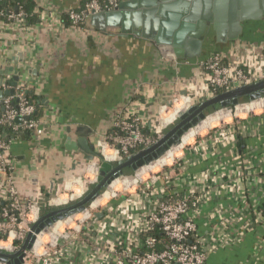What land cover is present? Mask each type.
I'll list each match as a JSON object with an SVG mask.
<instances>
[{
    "label": "built area",
    "instance_id": "obj_1",
    "mask_svg": "<svg viewBox=\"0 0 264 264\" xmlns=\"http://www.w3.org/2000/svg\"><path fill=\"white\" fill-rule=\"evenodd\" d=\"M11 1L0 0V5ZM124 1L91 0L68 11L70 26L86 29L93 16L113 12ZM7 19L26 24L22 11L11 13ZM257 50L244 51L247 55L244 63L234 61L231 54L212 55L201 64L200 81L178 83L154 116H142L135 110L118 114L110 134L96 143L103 160L88 167L83 177H70L63 189L53 190L49 195L21 194L15 181L13 141L0 135V252L11 255L22 250L42 216V209L63 208L83 199L99 183L103 162L117 164L152 147L183 114L217 93L264 80V47ZM2 87L12 89L4 81ZM31 87L30 81L20 80L15 94L0 100L1 127L18 133L15 119L22 117L29 118L23 121L25 130L43 133L35 118L36 106L27 97ZM240 111L248 117L239 118ZM227 117L238 119L237 124L230 127ZM247 127L252 129L251 136L264 138V96L214 112L162 157L133 175L113 180L84 212L58 220L37 234L32 247L23 251L22 264H210L212 255L237 246L253 224H264V200H256L255 195L252 206L242 202L243 208H235L239 216L218 220L216 213H211L214 223L208 230L210 233L202 232L200 223L209 202H220L221 197L231 193L232 200L240 204L244 186L251 189L256 183L264 186V151L232 157L240 170L235 169V163L234 168L221 163L199 173H186L197 165L192 153L205 161L225 147H238L239 135ZM209 143H213V148ZM99 214L103 216L97 217ZM240 223L244 225L238 227Z\"/></svg>",
    "mask_w": 264,
    "mask_h": 264
},
{
    "label": "crops",
    "instance_id": "obj_2",
    "mask_svg": "<svg viewBox=\"0 0 264 264\" xmlns=\"http://www.w3.org/2000/svg\"><path fill=\"white\" fill-rule=\"evenodd\" d=\"M89 1L36 0L35 13L39 22L35 25L0 19V90L9 91L7 87H1L3 81L6 86L12 85L15 74L8 69L21 72V81L32 83L35 116L43 129V133L37 135L34 131L25 130L23 122L15 123L19 136L12 137L11 152L16 166V186L23 196L49 195L54 180L58 183L53 190H61L70 177H83L87 168L99 161L86 162L79 153L69 152L65 146L68 138L73 141L86 138L96 148L97 141L110 134L118 114L135 110L142 116H154L158 108L169 100L178 83L200 81L203 74L201 64L212 55L231 54L234 61L244 63L247 61L244 51L264 47L261 7H246V19L239 23L241 31L231 38L235 27L230 19V0L222 2L226 5L225 10L218 8L220 0L217 5L218 0L211 1L210 16L206 21L202 5L198 18L189 23L192 28L184 36L190 39L191 34L199 32L202 23L206 24L201 54L186 58L178 57L170 50L164 54L156 43L160 37L168 43L165 45L173 48L182 20L170 35L167 34L168 19L155 20L158 15L149 21L143 17L128 18L125 31L122 25L109 26L104 22L97 27L91 20L86 29H74L65 23L68 11ZM151 2L147 0L146 5ZM159 4L161 2L157 1L156 6ZM143 9L137 7L127 11L133 13ZM102 26L105 30L101 29ZM20 55L23 62L18 61ZM238 117L247 118L248 115L240 111ZM226 121L231 127L237 124L238 119L227 117ZM251 130L247 127L239 135L238 147H225L205 161L192 153L197 165L191 167L186 175L221 163L234 168L237 162L232 157L253 151L263 152L264 138L251 136ZM202 133H207V130ZM209 145L211 148L214 146L213 143ZM235 169L240 170L238 164ZM263 191L264 186L257 183L254 189L244 186L240 192L241 205L232 200L231 193L221 197L220 202H209L203 211L201 231L210 233L208 230L214 223L211 213H216L218 220L239 216L235 208H243L242 202L252 206L254 195L256 200H264ZM243 225L240 223L238 227ZM209 263L264 264V224H253L237 246L215 253Z\"/></svg>",
    "mask_w": 264,
    "mask_h": 264
},
{
    "label": "water",
    "instance_id": "obj_3",
    "mask_svg": "<svg viewBox=\"0 0 264 264\" xmlns=\"http://www.w3.org/2000/svg\"><path fill=\"white\" fill-rule=\"evenodd\" d=\"M151 1L152 2L147 6V0H129L122 3L117 10L113 12L100 13L93 16L90 20L93 25H96L97 27L101 22H104L109 26L122 25L123 30L125 31L127 29V23L129 20L128 18L133 17L134 19H137L143 17L147 21H149L150 18L152 19L156 15H158V18H154L155 20L159 18L168 19L167 34L169 35L170 31H173L182 20L183 23L181 29L175 37V42L173 41V48L165 45L168 43H166L160 37L156 39V43L159 44V47L164 54H166V51L170 50L178 57L195 58L196 56L200 55L203 46L202 36L205 33L204 27L205 29H207L206 24L202 23V27L199 32L195 35L191 34L190 39L184 36H186V31L192 28L190 24H192V22L196 20V18H198V14L202 5L205 7V15H203V19L205 21L207 20L208 16H210L209 7L211 5V1L213 2V0ZM157 1L161 2V4H159L158 6H156ZM223 1L224 0H220V4H218L219 0L216 2V5L218 4V8H220L221 10H225L226 8V5L222 3ZM226 1L228 0H225V2ZM249 5L251 6L250 9L261 7L262 14L264 15V0H230V19L235 27L233 34L230 36L231 38H235L237 36V33L241 31V29H238L240 28L239 23L241 20L244 21V19H246L244 12L246 7H248ZM137 7L144 9L141 11H134L133 13L127 11L128 9H135ZM258 14H260V12ZM101 29L105 30L103 26L101 27ZM144 36H146V34H144ZM21 56L22 55L19 56L20 59L18 57V61L23 62ZM8 70L14 72L15 74L12 82V89L5 92L0 90V100H3L7 96H13L15 94V88L19 85L21 80V72L14 71L13 68ZM8 70L6 69L5 71L7 72ZM263 96L264 80H261L248 86L239 87L227 92H221L214 97L203 101L201 104L192 107L188 112L181 116L179 122L171 129H169L165 133L164 137L155 145L145 150L134 153L126 160L117 163L107 173L101 172L100 176L102 178L100 179L99 183H97L83 199L63 208H51L47 214L41 216L39 221L33 226L32 232L28 235V238L23 245L22 250L11 255L0 252V262L12 264L9 260H13L14 264H22L23 251L28 250L32 247L37 234L46 230L58 220L65 219L73 214L84 212L94 201L102 196L105 189L113 180L123 175H133L139 168L145 166L146 164L152 163L153 161L162 157L172 146L178 144L181 138L190 129L199 125L206 119V117L213 114L214 112L221 109L232 108L233 106L239 104L248 103ZM210 109L213 110L211 113H209ZM28 120L29 118L17 117L15 119V123L21 124L23 121ZM65 146L69 152L79 153L80 155H82L86 162H92L96 159L103 160V157L98 152H96L95 146L90 144V142L86 138L80 139L78 141H73L71 138H68ZM126 171H129V173L125 174ZM57 183V180L53 181V183L51 184V191H53ZM102 216V214H99L97 217L100 218Z\"/></svg>",
    "mask_w": 264,
    "mask_h": 264
},
{
    "label": "trees",
    "instance_id": "obj_4",
    "mask_svg": "<svg viewBox=\"0 0 264 264\" xmlns=\"http://www.w3.org/2000/svg\"><path fill=\"white\" fill-rule=\"evenodd\" d=\"M35 9H36V0H13L11 2H8L6 5H0V19L8 20L7 18L11 13H16L17 11H22L26 15V24L35 25L39 22V17L35 13ZM65 23L68 25L71 24V21H70L68 15H66V17H65ZM217 94H219V93H217ZM27 97L31 103L35 104V96L33 95V93L31 91H29L27 93ZM16 104L17 103L15 102L14 105L16 106ZM212 111L213 110L210 109L209 113H211ZM1 112H4V111L1 110ZM35 118L37 119V116H35ZM0 135L3 136L7 141H11L12 137H14V136L15 137L19 136L18 133H14L10 128L1 127V126H0ZM115 165H116V163L115 164H109V163L103 162L101 165L100 175H101V172L107 173ZM128 173H129V171L125 172V174H128ZM101 178L102 177L100 176V179ZM262 210H263V214H264V206L262 207ZM49 211H50V209H45L42 212V216L47 214Z\"/></svg>",
    "mask_w": 264,
    "mask_h": 264
},
{
    "label": "bare ground",
    "instance_id": "obj_5",
    "mask_svg": "<svg viewBox=\"0 0 264 264\" xmlns=\"http://www.w3.org/2000/svg\"><path fill=\"white\" fill-rule=\"evenodd\" d=\"M92 170H94V168H92Z\"/></svg>",
    "mask_w": 264,
    "mask_h": 264
}]
</instances>
